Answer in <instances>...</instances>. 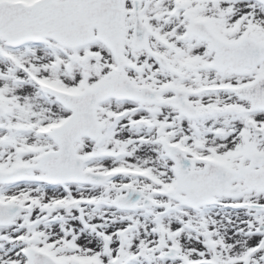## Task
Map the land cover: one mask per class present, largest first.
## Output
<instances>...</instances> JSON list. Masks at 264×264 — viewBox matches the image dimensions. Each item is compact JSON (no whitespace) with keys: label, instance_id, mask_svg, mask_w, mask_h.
Masks as SVG:
<instances>
[{"label":"snow or ice","instance_id":"1","mask_svg":"<svg viewBox=\"0 0 264 264\" xmlns=\"http://www.w3.org/2000/svg\"><path fill=\"white\" fill-rule=\"evenodd\" d=\"M0 264H264V0H0Z\"/></svg>","mask_w":264,"mask_h":264}]
</instances>
